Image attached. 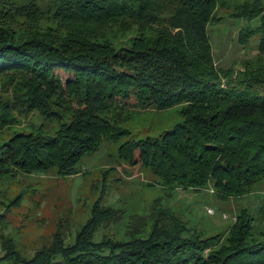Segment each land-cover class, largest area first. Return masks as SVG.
Instances as JSON below:
<instances>
[{"label":"trees","instance_id":"16d2710c","mask_svg":"<svg viewBox=\"0 0 264 264\" xmlns=\"http://www.w3.org/2000/svg\"><path fill=\"white\" fill-rule=\"evenodd\" d=\"M218 4L0 0V75L11 74V81L20 83L21 95L15 92L20 108L57 117L50 108L57 105L70 115L53 135L15 133L2 143L0 174L50 168L59 176L75 173L83 157L126 132L107 115L119 108L118 100L133 97L140 106L182 105V120L173 128L158 137L124 141L117 149L125 163L157 176L166 197L177 188L198 190L211 181L219 198H235L264 182V71L222 72L227 82L220 86L207 34ZM263 6L237 10L250 20L261 17ZM258 30L264 51V20ZM162 199L153 200L146 214L131 215L120 238L101 233L95 239L100 228L122 218L118 209L98 200L71 242L55 235L50 245L22 260L12 242L3 239L0 259L16 264H264V230L260 239L252 237L254 219L246 212L237 216L227 243L218 246L215 237L205 238L186 225ZM257 212L264 225V205Z\"/></svg>","mask_w":264,"mask_h":264},{"label":"rangeland","instance_id":"374dc122","mask_svg":"<svg viewBox=\"0 0 264 264\" xmlns=\"http://www.w3.org/2000/svg\"><path fill=\"white\" fill-rule=\"evenodd\" d=\"M218 2L216 21L208 26L207 34L220 86L225 88L227 81L222 72L237 74L246 67L264 71L262 35L257 31L264 20V0ZM250 4L263 6L261 17L248 20L239 16L237 7ZM46 5L43 3L41 9ZM60 75L64 81L66 76ZM10 77L11 74L0 75V108L5 106L0 115V145L15 133L53 135L59 124L68 121L69 112L57 105L50 107L57 117L21 109L15 96V92L21 95L20 83L11 81ZM118 101L119 108L110 109L107 116L126 132L103 142L98 151L83 157L75 173L59 176L50 168L43 172L18 170L0 174V257L3 239L12 242L22 260H29L35 251L50 245L55 235L71 242L90 218V208L98 200L118 209L122 218L115 225L100 228L95 239L101 233L122 237L129 217L146 214L152 201L160 197L163 205L186 225L205 238L215 237L218 246L226 244L232 236L240 212L253 217L249 234L260 239L264 225L257 221V211L264 205V182L256 183L250 191L235 198H219L211 181L198 190L177 188L171 197H166V190L157 176L142 165L125 163L119 158L117 149L124 141L158 137L173 128L182 120V105L163 109L154 104L140 106L133 97ZM0 264L16 263L0 259Z\"/></svg>","mask_w":264,"mask_h":264}]
</instances>
